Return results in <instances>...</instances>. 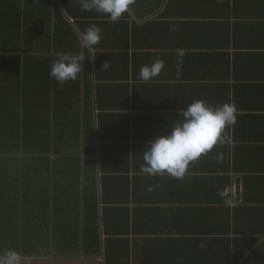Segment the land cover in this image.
Masks as SVG:
<instances>
[{
    "label": "trees",
    "instance_id": "obj_1",
    "mask_svg": "<svg viewBox=\"0 0 264 264\" xmlns=\"http://www.w3.org/2000/svg\"><path fill=\"white\" fill-rule=\"evenodd\" d=\"M251 1L134 0L113 21L82 10L80 0H0V264L20 257L66 264H264L262 71L237 86L238 94L248 90L240 101L256 105L241 124L247 135L235 120L224 130L225 142L186 171L204 158L209 165L198 163L196 170L216 176L185 175L178 208L149 209L152 223L137 224L128 207L129 154L183 120L182 112L152 113L175 103L178 113L181 99L163 97L170 95L167 78L178 75V62L188 68L210 62L188 51L214 42L205 27L264 28V0L254 8ZM93 25L100 42L84 48L94 51V68L83 58L78 78L58 84L49 75L56 54L79 52L81 33ZM159 57L163 70L143 81L142 66ZM251 57L264 62V52L245 54ZM224 144L229 155L210 163ZM235 174L240 203L233 197Z\"/></svg>",
    "mask_w": 264,
    "mask_h": 264
},
{
    "label": "crops",
    "instance_id": "obj_2",
    "mask_svg": "<svg viewBox=\"0 0 264 264\" xmlns=\"http://www.w3.org/2000/svg\"><path fill=\"white\" fill-rule=\"evenodd\" d=\"M257 3L258 0H252L251 2H249V5L254 8L255 6H257ZM262 20V22H264V18ZM202 32L209 35H211V33H215L213 38L215 43L212 41L209 47L204 49H200L195 47V45H191L188 51L190 52V55H194L195 53L203 54L205 55V57H207L208 61L210 62H191V66L189 68L187 67L188 62H178V75L175 73L173 78L168 77L165 82V92L166 94L169 93L170 95L163 96L170 98L176 95L178 96V99H181V101L178 103V113L173 112V108L176 103L174 105H171L170 108L166 109L161 113H157L159 111H152V113L165 114L168 116H170L171 114H180L181 112L183 113L185 108L195 100H204L212 106L229 103L235 108V120H237L236 125L237 129L239 130V133L245 134L240 129L243 128L241 127V124L243 123L245 116H248L250 112L256 111V105L254 102L245 103L243 101H240L239 97H245L248 90L245 86H243L241 87V91H243L245 94H238L237 86L241 83H248V74L261 77L260 71H262V79L264 80V62H253V57H251V59L245 58V54L253 55L264 52V48L262 46V44L264 43V28H257L256 31L255 29H238L234 27H222L214 30L211 27H205ZM81 48L82 49H80L79 52L75 50V53H73L72 55H79L82 58H86V62H91L90 65L93 69L94 51L91 49H86L83 46ZM174 50L178 51L175 48ZM116 51L117 50L114 49L110 52L111 54H115ZM156 53L159 54L160 51H157ZM235 58L237 60L236 62H234ZM155 60L161 59L159 57V59ZM140 66L138 67V69L140 68ZM252 67L256 68V71L254 73L250 71ZM132 115L133 114H131V116ZM134 120L136 119L134 118ZM155 135L157 134H152L151 137H154ZM144 138L145 136L141 135V142L144 141ZM145 144L146 143H140L138 145L139 147L137 148V150L132 151L134 152V154H129L128 159V176L130 179L129 196L131 197V202L129 203L128 207L132 210H135V218L137 220V224H146V220H151L152 223V218L150 217L149 209L160 210L168 208L172 210V208H178V202H180L177 200L178 196H180V200L184 198L183 188H181L182 182L180 179H176L173 177L171 178V176L167 174L148 175L142 171V165L144 164L143 152L145 151V148L143 146H145ZM239 144L245 143L239 140L237 142V145ZM226 145L227 148L231 149L234 145V142H231L230 140L226 143ZM215 151L217 154L213 152L212 155L216 157L213 158L210 163H213L214 160L219 157H224L226 152L227 155H229V151L225 148V144L223 145L222 150L216 149ZM198 163L206 164V166L209 165L208 163H206V161H204V158ZM196 164L192 166L189 173H185V175L188 174L187 177L184 175L186 178H193L195 176H206L210 174H213L214 176V171L201 173L200 170H196ZM165 177L171 179L160 180ZM134 181L136 183H134ZM211 189H213L211 188V186L206 187V190L204 188L206 192V198L209 197V195L207 194L210 192ZM240 195L241 177L240 175L235 174L233 179V197L236 203H240ZM172 198L174 199L173 202L170 201ZM164 199L168 200V202L162 201ZM153 213L157 214L159 213V211H153ZM156 218H158L157 221H159V214L154 217L153 221ZM160 219L164 221L165 214L160 216ZM138 230L141 231V229ZM141 236L142 237L140 238H145L144 236L146 235ZM157 238L160 237L157 236ZM28 260H31L32 264H66L64 259H59L55 257H48L46 259H25L20 257L18 261L14 260L8 262H6V259H4V263L2 264H26V261ZM96 262L99 263L97 259ZM29 263L30 262H28L27 264Z\"/></svg>",
    "mask_w": 264,
    "mask_h": 264
},
{
    "label": "clouds",
    "instance_id": "obj_3",
    "mask_svg": "<svg viewBox=\"0 0 264 264\" xmlns=\"http://www.w3.org/2000/svg\"><path fill=\"white\" fill-rule=\"evenodd\" d=\"M133 2L134 0H80L82 10H95L113 21L118 20ZM100 39V29L95 25L81 33L83 47H92ZM83 64L84 60L79 55L57 53L49 75L63 85L78 78ZM107 67L105 61L101 69ZM163 68V60L142 66L140 78L149 81L158 76ZM234 122L233 105L224 103L212 106L204 100L193 101L184 110L181 123L155 135L146 143L142 171L148 175L167 174L176 179L183 178L191 162L209 152L217 143L225 142L224 130Z\"/></svg>",
    "mask_w": 264,
    "mask_h": 264
},
{
    "label": "rangeland",
    "instance_id": "obj_4",
    "mask_svg": "<svg viewBox=\"0 0 264 264\" xmlns=\"http://www.w3.org/2000/svg\"><path fill=\"white\" fill-rule=\"evenodd\" d=\"M15 260V259H14ZM3 263H4V261L3 260H1ZM28 262H30L31 264H32V261L31 260H28V261H26V263H28ZM29 263V264H30ZM97 263V262H96ZM42 264V263H41Z\"/></svg>",
    "mask_w": 264,
    "mask_h": 264
}]
</instances>
